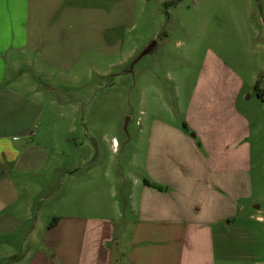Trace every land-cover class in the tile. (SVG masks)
Returning a JSON list of instances; mask_svg holds the SVG:
<instances>
[{
	"label": "rangeland",
	"instance_id": "374dc122",
	"mask_svg": "<svg viewBox=\"0 0 264 264\" xmlns=\"http://www.w3.org/2000/svg\"><path fill=\"white\" fill-rule=\"evenodd\" d=\"M171 1L126 0L120 9L112 4L115 21L120 15L121 22L112 32L111 52L86 54L71 72L44 66L43 84H36L42 96L32 98L28 130L15 142L39 145L42 149L35 146L31 157L43 160V171L24 177L33 220L10 237L16 247L44 236L46 224L57 219L53 210L67 212L58 203L64 193L70 204L71 175L65 170L77 169L81 203H104L113 210L122 202V191L110 178L124 176L128 187L132 176L150 177L154 128L193 136L194 130L218 125L238 133L237 146L218 151L230 163L224 168H234V193L244 209L217 236L218 258L264 264V223L256 216L249 220L258 211L264 217V103L258 97V88L264 91V0H182L166 6ZM117 41L122 46L115 49ZM26 72L32 80L40 77L32 68ZM22 74L18 70L14 78ZM205 83L222 94L200 119L193 101ZM25 105L18 103L16 109L26 110ZM204 147L202 156L213 159L216 149ZM39 220L43 230L32 229ZM248 225L249 230H236Z\"/></svg>",
	"mask_w": 264,
	"mask_h": 264
},
{
	"label": "crops",
	"instance_id": "0c3cea01",
	"mask_svg": "<svg viewBox=\"0 0 264 264\" xmlns=\"http://www.w3.org/2000/svg\"><path fill=\"white\" fill-rule=\"evenodd\" d=\"M125 2L0 0V261L10 260V264L234 263L233 258H218L217 236L230 229L237 221L236 215L244 209L237 205L238 195L234 193V168H224L230 163L218 150L233 149L239 139L233 129L218 125L194 130L193 136L171 127L154 128L150 177L132 176L128 187L126 177L110 178L109 183L122 191V202L113 210L104 203L94 202L92 206L81 203L74 179L77 169L65 170L71 175L67 195L70 204H65L64 193L58 203L59 209L67 212L53 210L57 216L55 224L50 226L52 222H48L44 236L41 233L23 247H16L10 240L17 230L25 229L27 222L33 220L31 192L24 180L26 172L43 171V160L31 157L35 146L42 148L15 143L28 130L26 121L33 115L32 98L42 96L36 84L38 80L43 84L45 67L71 72L86 54L111 52L115 44L110 38L121 16L115 21L110 7L113 4L120 9ZM121 46L117 41L115 49ZM30 68L40 77L33 80L27 77ZM18 70L23 74L14 78ZM46 75L52 79V74ZM211 85L205 83L193 101L194 112L200 119L211 112V104L218 102L222 94L220 89L211 90ZM18 103H25L27 109H16ZM114 145L116 151L115 138ZM204 146L216 149L213 159L202 156L207 149ZM175 151H180L181 156L176 157ZM21 181L23 186L19 184ZM83 211L104 216H83L80 214ZM20 213L26 216L23 221L18 219ZM255 216L257 223H264L259 211L258 215L251 214L249 220ZM39 221L40 225L37 222L32 229L43 230V220ZM249 226L236 230H249L252 227Z\"/></svg>",
	"mask_w": 264,
	"mask_h": 264
},
{
	"label": "trees",
	"instance_id": "16d2710c",
	"mask_svg": "<svg viewBox=\"0 0 264 264\" xmlns=\"http://www.w3.org/2000/svg\"><path fill=\"white\" fill-rule=\"evenodd\" d=\"M181 1L182 0H174V1H171L169 3H166V6H174V5L178 4ZM258 97L264 103V91L263 90H260L259 88H258ZM55 222L56 221H53V223H51L50 226H53L55 224Z\"/></svg>",
	"mask_w": 264,
	"mask_h": 264
},
{
	"label": "water",
	"instance_id": "95a60500",
	"mask_svg": "<svg viewBox=\"0 0 264 264\" xmlns=\"http://www.w3.org/2000/svg\"><path fill=\"white\" fill-rule=\"evenodd\" d=\"M155 45V43L153 44V46Z\"/></svg>",
	"mask_w": 264,
	"mask_h": 264
}]
</instances>
